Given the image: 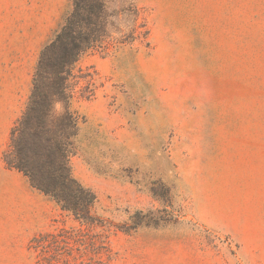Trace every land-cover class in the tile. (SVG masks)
Wrapping results in <instances>:
<instances>
[{
    "label": "rangeland",
    "instance_id": "rangeland-1",
    "mask_svg": "<svg viewBox=\"0 0 264 264\" xmlns=\"http://www.w3.org/2000/svg\"><path fill=\"white\" fill-rule=\"evenodd\" d=\"M56 1L0 0V91L33 87L22 51L39 61ZM105 2L109 36L68 81L102 222L0 194V264H264V0Z\"/></svg>",
    "mask_w": 264,
    "mask_h": 264
},
{
    "label": "trees",
    "instance_id": "trees-1",
    "mask_svg": "<svg viewBox=\"0 0 264 264\" xmlns=\"http://www.w3.org/2000/svg\"><path fill=\"white\" fill-rule=\"evenodd\" d=\"M71 1L72 10L41 51L26 109L11 131L4 160L62 212L94 226L102 222L94 213L97 195L71 168L79 128L68 81L80 58L106 41L111 15L105 0Z\"/></svg>",
    "mask_w": 264,
    "mask_h": 264
},
{
    "label": "crops",
    "instance_id": "crops-1",
    "mask_svg": "<svg viewBox=\"0 0 264 264\" xmlns=\"http://www.w3.org/2000/svg\"><path fill=\"white\" fill-rule=\"evenodd\" d=\"M65 0H57L55 6H62ZM47 4L49 5L50 2ZM59 10L58 7L54 8ZM22 51L26 59L31 63L24 64L23 71L33 72L38 64L39 41L31 42ZM21 50V49H20ZM23 50V49H22ZM32 84L29 87H6L0 91V194L3 196H13L24 198L32 195V186L24 174L16 169L9 168L4 160V153L8 147L12 126L16 120V109L22 106V101L29 99ZM19 117V116H18Z\"/></svg>",
    "mask_w": 264,
    "mask_h": 264
}]
</instances>
